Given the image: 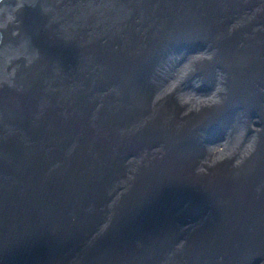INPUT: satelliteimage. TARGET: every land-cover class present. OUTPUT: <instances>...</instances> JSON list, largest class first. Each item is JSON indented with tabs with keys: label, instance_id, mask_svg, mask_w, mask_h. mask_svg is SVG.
I'll list each match as a JSON object with an SVG mask.
<instances>
[{
	"label": "bare ground",
	"instance_id": "1",
	"mask_svg": "<svg viewBox=\"0 0 264 264\" xmlns=\"http://www.w3.org/2000/svg\"><path fill=\"white\" fill-rule=\"evenodd\" d=\"M24 38L0 264H264V0H0Z\"/></svg>",
	"mask_w": 264,
	"mask_h": 264
},
{
	"label": "water",
	"instance_id": "2",
	"mask_svg": "<svg viewBox=\"0 0 264 264\" xmlns=\"http://www.w3.org/2000/svg\"><path fill=\"white\" fill-rule=\"evenodd\" d=\"M45 16H46V14L42 15L40 13L39 17H40V26L41 27L45 23V21H44ZM63 16H65V14ZM25 39H26L27 45L26 46H18L16 48V51L19 54H26V57L23 58V57L18 56V54L16 52H14V49L12 48L11 57L12 58L20 57V58H18L19 64H17L16 66H12V67L18 68V69H20V71L14 72L12 68L4 69L5 75H3V76L1 75L2 79H0V81L2 82V85H5L1 88V91H3L2 93L8 92V94H10V92H17L18 91L17 87L20 85L23 86L27 77L30 80L34 79L33 77L38 72H40L38 69V66L36 65V62H35V59H36L35 57L37 55V52H36V55H33V53L28 54V51H33L34 49H33V46L31 45L29 39L24 38V41H25ZM28 44L30 45L31 48L27 47ZM32 59H34V60L32 61ZM29 64H31V65L29 66ZM7 73H9V74H7ZM3 155H4L3 152L0 151V156H3ZM10 157H11V155H8V158H10Z\"/></svg>",
	"mask_w": 264,
	"mask_h": 264
},
{
	"label": "rangeland",
	"instance_id": "3",
	"mask_svg": "<svg viewBox=\"0 0 264 264\" xmlns=\"http://www.w3.org/2000/svg\"><path fill=\"white\" fill-rule=\"evenodd\" d=\"M26 45H27V42H26ZM27 47H28V48H31L29 44H28ZM14 52H16V53L18 54V56H20V57H23V58L26 57V54H19V53L16 51V49H14ZM33 60H34V59H32V61H33ZM14 66H16V65H14ZM7 74H9V73H7ZM0 75H2V76L5 75V71H4V68H3V67L0 68ZM3 86H5V85H2V87H3ZM2 87H1V88H2ZM1 88H0V89H1Z\"/></svg>",
	"mask_w": 264,
	"mask_h": 264
}]
</instances>
